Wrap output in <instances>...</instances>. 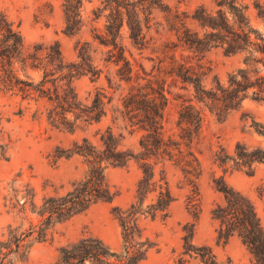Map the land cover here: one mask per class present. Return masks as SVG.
Wrapping results in <instances>:
<instances>
[{"label":"trees","instance_id":"16d2710c","mask_svg":"<svg viewBox=\"0 0 264 264\" xmlns=\"http://www.w3.org/2000/svg\"><path fill=\"white\" fill-rule=\"evenodd\" d=\"M84 1L63 0L65 32L73 34L81 29ZM160 4V0H100L93 8L95 17L105 18L104 29L95 31L94 37L111 46L108 60L117 65L119 80H130L133 70L121 42L123 26L133 42L142 43L152 9ZM217 4L216 10L198 5L191 12L190 18L200 25L201 32L191 30L185 20L174 14L181 24L179 36L198 52L216 45L223 46L228 53L244 51L246 65L231 72L226 85L216 81L211 88L205 87L201 74L188 65H181L176 73L193 86L196 102H203L221 117L240 106L248 89H251V98L264 102V35L251 24L246 4L239 0H218ZM254 7L264 20V4L254 1ZM78 56L80 60L66 62L59 44L46 47L36 44L33 51H28L19 26L0 7V89L20 93L24 98L32 97L33 93H37V99L47 98L51 103L49 121L69 130L74 129L78 119L99 121L112 101V96L108 97L101 90L96 91L91 103L79 97L72 86V77L87 73L95 78L99 72L91 61L88 41L79 45ZM28 67L43 70L38 82L21 75L20 70ZM108 79L112 85L113 77ZM119 98L121 107L117 111L125 127L133 129L136 126L143 130L137 145L122 147V134H116L113 126L108 125L100 131L99 143L84 136L72 146L56 150V157L81 154L88 165L86 175L72 181L67 190H55L38 197L31 182H19L18 177H14L2 198L12 219L0 236V264H14L37 242L48 239L59 223L100 201H111L117 189L108 180V165H125L135 159L142 171L133 199L125 207L113 206V215L121 229L122 249H113L100 236L88 235L62 246L58 258L48 264H138L155 245L144 233L141 217L167 215L175 198L167 178V165L180 172L181 181L189 187L187 204L195 207L199 198L197 179L201 163L190 143L201 125V109L191 99H186L188 101L179 110L180 131L176 137L166 135L163 129L168 98L162 87L138 85L121 93ZM1 119L2 116L0 123ZM250 125L264 137L263 122L252 118ZM3 147L0 143V148ZM215 154L220 165L231 162L233 167L251 171L255 163L264 162V145L237 141L232 153L221 149ZM213 182L224 196L222 202L211 208V215L217 221L218 237L226 239L236 234L249 250L253 264H264V224L253 201L227 184L223 177H214ZM182 228L177 264L191 260L195 264H239L230 257L220 260L209 245L195 243L193 222L185 223Z\"/></svg>","mask_w":264,"mask_h":264},{"label":"rangeland","instance_id":"374dc122","mask_svg":"<svg viewBox=\"0 0 264 264\" xmlns=\"http://www.w3.org/2000/svg\"><path fill=\"white\" fill-rule=\"evenodd\" d=\"M160 1L161 4L152 9L149 24L144 28L142 43L131 40L125 25L121 30V42L133 65L131 79L124 81L118 79L117 65L108 60L111 46L94 37V32L102 31L105 23L104 17L97 18L93 14V8L100 4V0L84 1V23L73 34L64 30L66 18L63 0H0V7L19 26L28 51H33L36 44L44 47L59 44L65 61L71 63L80 60L79 45L88 41L90 58L98 68V76L93 78L87 73L77 74L71 79L72 86L87 103H91L99 90L105 91L108 97L112 96V101L107 105V113L99 121L78 119L74 129L69 130L49 121L48 109L51 103L47 98L37 99V93L24 98L20 93L0 89V143L4 145L0 148V236L12 219L2 198L14 177H18L19 182H31L38 197L55 190H67L72 181L86 175L88 165L81 154L56 157V150L68 148L84 136L99 143L100 131L108 125L113 126L116 134H122V147L137 145L143 130L136 126L133 129L128 125L125 127L117 108L121 107V93L146 84L162 87L167 95L163 121L166 135L178 136L179 110L188 101L186 99H191L201 109V125L190 143L199 157L201 173L197 179L198 202L195 207H189V187L181 181L180 172L167 165V178L175 198L167 215L141 217L143 231L155 245L138 264H177L182 247V227L187 222L194 223V242L209 245L218 259L230 257L239 264H253L249 250L236 234L226 239L217 235V221L211 215V208L222 202L224 196L215 187L213 178L223 177L227 184L249 196L264 224V162L255 163L253 170L248 171L233 167L231 162L220 165L215 154L221 149L232 153L237 141L264 145V137L250 125L252 118L264 123V102L251 98V89H248V95L242 99L240 106L221 117L203 102H196L193 86L176 73L179 67L188 65L197 71L207 88H211L216 81L226 85L229 74L246 65L243 62L245 52L228 53L221 45L198 52L179 36L181 24L174 14L185 20L191 30L201 32L200 25L190 18L191 12L198 5L216 10L219 7L218 0ZM239 1L247 5L246 13L251 24L264 35V20L254 7V1L264 4V0ZM42 51L45 53V48ZM20 73L35 82L43 76L42 69L33 67L21 69ZM109 77H113L112 85ZM106 174L113 188L117 189L111 201H100L59 223L48 239L37 242L14 264L54 262L62 246L88 235L100 236L113 249L121 250V229L113 215V206L125 207L133 199L142 171L139 162L130 159L125 165H108ZM186 264L195 262L191 260Z\"/></svg>","mask_w":264,"mask_h":264}]
</instances>
